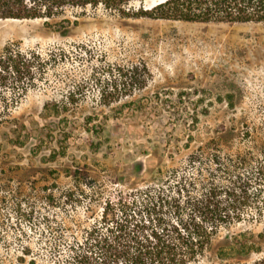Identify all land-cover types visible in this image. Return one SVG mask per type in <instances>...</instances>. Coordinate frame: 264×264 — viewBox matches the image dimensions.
<instances>
[{
	"label": "rangeland",
	"instance_id": "rangeland-1",
	"mask_svg": "<svg viewBox=\"0 0 264 264\" xmlns=\"http://www.w3.org/2000/svg\"><path fill=\"white\" fill-rule=\"evenodd\" d=\"M64 16L77 21L64 34L45 19H0V52L15 45L47 61L43 80L11 101L0 130V264H48L50 226L79 236L99 202L88 213L82 198L75 209L67 191L132 186L135 166L147 175L178 166L220 127L235 129L219 138L232 149L264 142V23L127 18L101 8ZM126 68L137 70V83L120 75ZM263 229L264 218L222 227L189 264L233 262L218 249L242 233L258 241Z\"/></svg>",
	"mask_w": 264,
	"mask_h": 264
},
{
	"label": "trees",
	"instance_id": "trees-1",
	"mask_svg": "<svg viewBox=\"0 0 264 264\" xmlns=\"http://www.w3.org/2000/svg\"><path fill=\"white\" fill-rule=\"evenodd\" d=\"M137 1L144 0H0V19H45L63 34L77 24L64 16L65 11L86 8L127 18L264 23V0H160L149 8L132 9ZM49 59L55 57L50 54ZM46 64L35 51L15 45L2 49L0 130L11 120V101L43 80ZM118 70L129 85L138 82L137 70ZM235 132L233 127L217 128L215 137L195 146L178 166H157L147 175L138 164L127 188L67 191L65 199L73 207L85 198L83 211L91 212L96 201L99 212L71 239L56 233L61 225L50 226L54 235L48 264H189L204 255L220 228L263 219L264 142L232 149V141L219 140L223 133ZM17 139L12 134L8 140ZM143 176H148L147 182L136 186ZM254 237L258 241L236 235L217 254L235 259L227 264H264V229ZM251 253L258 256L240 260Z\"/></svg>",
	"mask_w": 264,
	"mask_h": 264
}]
</instances>
